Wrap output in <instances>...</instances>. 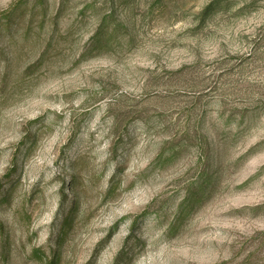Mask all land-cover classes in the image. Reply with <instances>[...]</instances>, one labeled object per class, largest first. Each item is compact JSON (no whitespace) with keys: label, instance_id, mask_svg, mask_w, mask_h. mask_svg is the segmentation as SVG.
<instances>
[{"label":"rangeland","instance_id":"rangeland-1","mask_svg":"<svg viewBox=\"0 0 264 264\" xmlns=\"http://www.w3.org/2000/svg\"><path fill=\"white\" fill-rule=\"evenodd\" d=\"M251 50L264 0H0V264H264V107L171 76Z\"/></svg>","mask_w":264,"mask_h":264},{"label":"trees","instance_id":"trees-1","mask_svg":"<svg viewBox=\"0 0 264 264\" xmlns=\"http://www.w3.org/2000/svg\"><path fill=\"white\" fill-rule=\"evenodd\" d=\"M258 61L256 50L238 56L227 54L206 65H200L199 62H196L189 67L183 66L178 71H172L171 76L190 70L197 73L192 76L191 82L187 81L186 85H182L177 89V92L190 95L193 108L198 106L203 108L200 117L201 124L206 117L207 108L205 109V107L213 103L223 107L220 114L222 117L228 116L227 121H233L237 120V117L246 118L248 111L264 107V71H262L264 65L257 64ZM225 62L232 63L214 69L215 66L222 65ZM250 68V72L255 73L257 76H247V71ZM251 82L258 85L257 87L262 88L263 91L252 90V86L249 84ZM245 84H247L246 89ZM171 92L173 93L174 90ZM227 110H229V113L226 115ZM195 137L196 141L189 137L192 144L196 146L201 155L208 157L211 149L206 133H199Z\"/></svg>","mask_w":264,"mask_h":264}]
</instances>
